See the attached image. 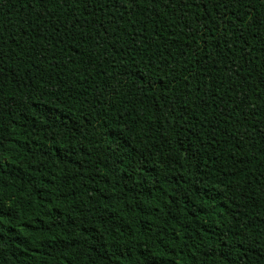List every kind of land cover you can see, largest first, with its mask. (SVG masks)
I'll return each mask as SVG.
<instances>
[{
  "label": "trees",
  "instance_id": "16d2710c",
  "mask_svg": "<svg viewBox=\"0 0 264 264\" xmlns=\"http://www.w3.org/2000/svg\"><path fill=\"white\" fill-rule=\"evenodd\" d=\"M0 264H264V0H0Z\"/></svg>",
  "mask_w": 264,
  "mask_h": 264
}]
</instances>
